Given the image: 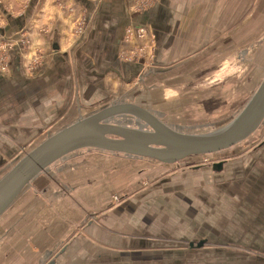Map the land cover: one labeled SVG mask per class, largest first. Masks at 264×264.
<instances>
[{
  "label": "crops",
  "instance_id": "0c3cea01",
  "mask_svg": "<svg viewBox=\"0 0 264 264\" xmlns=\"http://www.w3.org/2000/svg\"><path fill=\"white\" fill-rule=\"evenodd\" d=\"M192 1L203 0H160L152 12L136 19L151 24L156 38L153 66L143 70L142 64H127L118 54L129 26L125 0H0V34H23L12 45L14 73L0 77V176L18 162L22 148L103 106L132 102L145 108L136 101L134 86L151 90L150 82L173 71L167 67L174 49L195 47L182 30L183 19L192 18L193 8L201 4L193 6ZM205 1H210L207 9L203 6L195 15L201 23L190 20L192 33L205 18L210 25L209 16H217L212 30L219 32L223 14L239 15L243 3L231 0L229 10H212L211 1L217 0ZM76 34L83 36L73 43ZM23 42L25 53L19 47ZM24 55L43 59L41 74L25 77L20 72ZM92 150L74 151L46 168L7 210L0 222L4 264H220L223 255L209 259L202 253L210 248L217 253L225 239L232 243L253 232L251 219L242 223L222 215L220 206L227 201L219 191L224 185L208 187L183 180L182 173L172 176V165ZM259 152L264 185V142ZM224 164L209 170L220 174ZM208 188L216 192L207 196ZM213 201L218 206L211 210ZM198 216L203 218L200 225Z\"/></svg>",
  "mask_w": 264,
  "mask_h": 264
},
{
  "label": "rangeland",
  "instance_id": "374dc122",
  "mask_svg": "<svg viewBox=\"0 0 264 264\" xmlns=\"http://www.w3.org/2000/svg\"><path fill=\"white\" fill-rule=\"evenodd\" d=\"M211 2L212 10L216 7L226 10L231 8L229 6L231 0ZM158 3L160 0H125L129 26L126 28L118 54L120 59L125 58L124 61L127 64H142L143 70L153 66L156 38L151 24H140L136 19L152 12ZM199 3H201L199 6L193 8L192 18L183 19L182 22L183 35L188 32L192 38L187 41L194 42L195 47L188 48L189 45H187L181 48L182 50L174 49L172 51L174 59L169 61L167 68L175 70L165 74L166 76L160 78L158 83L150 82L151 90L149 91H145V86L140 85H135L133 90V95L138 96L136 101L144 102L145 108L161 112L159 117H162L176 131L189 136L207 135L234 120L264 78V0H245V2L243 0L240 4V14L230 18L228 13H224L225 23L220 26L219 32L212 30L217 16H209L210 25L205 18L203 26H197L199 28L196 27L195 32L192 33L195 26H191L190 20L201 23V18H195L197 9L204 6L206 10V4L210 1H192L193 6ZM19 35L23 34L19 33ZM19 35L13 33L8 37L9 35L0 34V43H3L0 45V77L5 79L14 73L15 57L12 55L14 48L12 45H15L17 40H22ZM175 35L176 33L172 38L177 36ZM82 36L79 34L72 36L73 43L80 42L79 39ZM202 43H205V47L199 48L198 46ZM23 44L24 46L19 45V47L25 53L26 42ZM127 49H129L128 53ZM193 55L201 56L196 57V60H190L187 65L177 66L188 61ZM25 56L20 61V72L25 77L41 74L39 70L43 59L35 57L29 60ZM226 62L227 69H225ZM125 123L128 124L124 125L127 129H139L140 124L134 119L126 120ZM261 125L252 136L234 147L217 154L192 156L169 168V174L172 176L182 173L183 180L202 181L208 187L212 184L224 185L225 189L219 191L222 201H227V203L223 201L220 206L222 215L237 218L242 223H248V219L252 220L249 224L253 232L242 233L243 235L241 234V237L232 243L225 239L224 247H219L217 253L216 248L215 250L210 248L209 251L202 253L209 259L211 255H223L224 262L220 264H264V218L258 219L256 215L257 213L264 215L262 155L259 152L264 142V121ZM54 130L55 128L52 129ZM43 136L27 145L26 148H22L21 158L37 147L45 139ZM91 152L96 153L95 150ZM222 161H225L222 173L214 174L209 170L213 163ZM181 182L184 183L182 180ZM26 189L24 193L27 192ZM214 192L216 191L212 188L206 189L207 196ZM248 199L251 200L250 203ZM230 203L235 207L233 213L230 211ZM210 205L211 210H214L218 202L213 201ZM18 206L17 208L22 207ZM9 212L11 213V210ZM6 216L7 211L0 216V222H4ZM198 220L200 221L196 224H202L203 218L198 216ZM238 224L241 226L240 222ZM4 241L0 244V264L5 262L1 255Z\"/></svg>",
  "mask_w": 264,
  "mask_h": 264
},
{
  "label": "water",
  "instance_id": "95a60500",
  "mask_svg": "<svg viewBox=\"0 0 264 264\" xmlns=\"http://www.w3.org/2000/svg\"><path fill=\"white\" fill-rule=\"evenodd\" d=\"M262 80L236 118L207 135L182 134L132 102L101 107L44 139L0 178V216L46 168L77 150L90 148L175 165L192 156L217 154L236 146L252 136L264 121ZM123 116L137 121L139 129H127L126 121L115 119ZM222 163H213L211 168L219 170Z\"/></svg>",
  "mask_w": 264,
  "mask_h": 264
},
{
  "label": "clouds",
  "instance_id": "9594fccd",
  "mask_svg": "<svg viewBox=\"0 0 264 264\" xmlns=\"http://www.w3.org/2000/svg\"><path fill=\"white\" fill-rule=\"evenodd\" d=\"M227 67H228V63L226 62V63H225V69H227Z\"/></svg>",
  "mask_w": 264,
  "mask_h": 264
}]
</instances>
